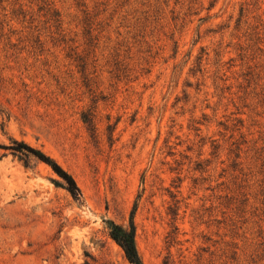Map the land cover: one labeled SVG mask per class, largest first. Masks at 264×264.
Segmentation results:
<instances>
[{
	"label": "rangeland",
	"instance_id": "374dc122",
	"mask_svg": "<svg viewBox=\"0 0 264 264\" xmlns=\"http://www.w3.org/2000/svg\"><path fill=\"white\" fill-rule=\"evenodd\" d=\"M131 217L143 264H264V0H0V264H131Z\"/></svg>",
	"mask_w": 264,
	"mask_h": 264
},
{
	"label": "trees",
	"instance_id": "16d2710c",
	"mask_svg": "<svg viewBox=\"0 0 264 264\" xmlns=\"http://www.w3.org/2000/svg\"><path fill=\"white\" fill-rule=\"evenodd\" d=\"M2 148L10 150L11 153L17 155L20 160H23L24 164H27V160L31 157L47 164L63 180L66 189L71 194H80L79 187L73 176L41 149L18 140H12L11 144L2 145ZM108 228L109 236L122 249L128 262L131 264H143L136 248L135 226L132 217L126 227L110 221Z\"/></svg>",
	"mask_w": 264,
	"mask_h": 264
}]
</instances>
